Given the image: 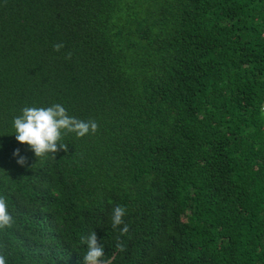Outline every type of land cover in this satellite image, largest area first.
Listing matches in <instances>:
<instances>
[{"label": "trees", "instance_id": "obj_1", "mask_svg": "<svg viewBox=\"0 0 264 264\" xmlns=\"http://www.w3.org/2000/svg\"><path fill=\"white\" fill-rule=\"evenodd\" d=\"M54 104L98 130L36 158L12 121ZM263 106L264 0H0V254L264 264Z\"/></svg>", "mask_w": 264, "mask_h": 264}, {"label": "clouds", "instance_id": "obj_2", "mask_svg": "<svg viewBox=\"0 0 264 264\" xmlns=\"http://www.w3.org/2000/svg\"><path fill=\"white\" fill-rule=\"evenodd\" d=\"M62 43L54 45V50L59 51L63 48ZM71 53L68 54L70 58ZM12 126L15 139L29 146L36 158L45 157L52 154L53 158L59 150L67 152L68 145L60 143L62 135L75 133L77 137H83L90 131L95 133L98 125L95 121H83L67 114L66 109L60 104L49 107H25L21 115L13 118ZM14 157H19L16 163L24 166L26 157L20 156L19 149L13 152ZM126 209L117 205L112 209L111 226L113 229L119 228V236H125L129 232V226L124 222L123 217ZM14 224V218L8 211V206L4 196H0V230L10 228ZM80 242L86 245V252L83 255V264H111L110 259L105 258L103 245L97 238L94 231L87 236H81ZM117 251H124L125 245L117 238L115 245ZM0 264H6L5 256L0 254Z\"/></svg>", "mask_w": 264, "mask_h": 264}, {"label": "built area", "instance_id": "obj_3", "mask_svg": "<svg viewBox=\"0 0 264 264\" xmlns=\"http://www.w3.org/2000/svg\"><path fill=\"white\" fill-rule=\"evenodd\" d=\"M262 109H264V106L262 107Z\"/></svg>", "mask_w": 264, "mask_h": 264}, {"label": "rangeland", "instance_id": "obj_4", "mask_svg": "<svg viewBox=\"0 0 264 264\" xmlns=\"http://www.w3.org/2000/svg\"><path fill=\"white\" fill-rule=\"evenodd\" d=\"M264 111V109H262Z\"/></svg>", "mask_w": 264, "mask_h": 264}]
</instances>
